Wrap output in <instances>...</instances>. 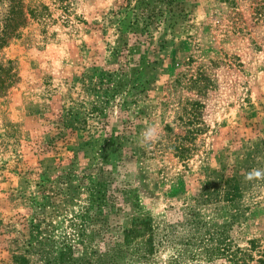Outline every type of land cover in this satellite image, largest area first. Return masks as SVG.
<instances>
[{
    "label": "rangeland",
    "instance_id": "374dc122",
    "mask_svg": "<svg viewBox=\"0 0 264 264\" xmlns=\"http://www.w3.org/2000/svg\"><path fill=\"white\" fill-rule=\"evenodd\" d=\"M37 1L49 6L54 20L45 29L30 23L0 53L13 60L17 73L0 94V264H15L11 250L21 245L24 219L40 214L62 225L77 207L69 200L45 207L32 201L39 195L40 171L73 172V185L84 174L110 175L101 155L105 131L118 127L116 111L100 129L90 114L89 76L123 41L132 59L148 60V80L131 106L134 124L118 165L128 181L138 183L139 205L160 225L171 219L170 205L189 208L208 227L225 230L233 243L247 246L256 239L264 247V0H173L170 11L164 1L146 0L163 12L139 38L128 26L133 11L125 8L133 0H70L68 12L53 0ZM200 71L206 79L198 84L211 83L203 92L190 80ZM184 110L195 114L191 122ZM61 114L75 128L64 127ZM181 116L187 126L203 128L186 161L162 147L169 141L164 125L178 130ZM218 176L240 182L244 209L236 218L229 203L199 198L201 182ZM194 248L170 243L159 256L166 260L176 250L188 256ZM28 264L41 261L33 256ZM182 264L229 263L188 256Z\"/></svg>",
    "mask_w": 264,
    "mask_h": 264
},
{
    "label": "trees",
    "instance_id": "16d2710c",
    "mask_svg": "<svg viewBox=\"0 0 264 264\" xmlns=\"http://www.w3.org/2000/svg\"><path fill=\"white\" fill-rule=\"evenodd\" d=\"M160 1L170 6L167 7L170 11L173 0ZM53 2L64 12H68L71 4L70 0ZM125 8L133 11L128 26L136 38L149 34V26L159 23L155 17L163 12L146 0L127 1ZM63 16V19L68 18ZM53 20L49 6L43 2L0 0V53L12 40L19 38L21 30L30 23L37 22L45 29ZM139 24V31H134ZM147 66L148 60L143 57L132 59L128 43L123 41L110 51L108 59L95 70V74L89 76L90 89L94 91L90 114L96 118L100 129L108 122V116H113L116 111L114 117L118 127L105 131L107 136L104 137L101 155V161L111 169L110 175L107 179H96L89 173L84 174L83 179L73 185L69 182L73 172L69 174L61 170V173L50 176L40 171L36 181L40 187L39 195L32 201L45 207L69 200L74 201L77 207L71 215L63 217L62 225L40 214L24 219L25 231H21L17 238L21 245L11 250L13 263L28 264L33 256H37L41 264H182L189 256L192 260L206 263L222 258L229 264H264V247L256 239H250L247 246H240L233 243L225 230L208 227L191 209L181 211L171 205V219L160 225L139 205L135 191L138 183L128 181L126 173L118 169V165L123 159L125 143L130 141L126 132L134 124L131 106L136 103V96L144 91L148 80ZM202 72L193 79L190 77L193 88L198 92L205 91L211 84L207 87L198 84L206 79ZM16 78L13 60L0 56V94ZM192 105H199V101L192 102ZM67 114L72 113L69 111ZM184 115L188 122L195 116L185 110ZM182 116L180 120L183 123L178 130L169 123L164 125L169 141L162 147L172 150L181 161H186L196 149L195 140L203 128L195 123L187 126ZM61 117L64 127L75 128L73 119L67 117L65 120L64 114ZM200 189L198 195L203 203L224 201L233 208L232 217L242 214V190L236 177L207 179L201 182ZM112 227H115L114 231H110ZM170 243L195 248L188 256L176 250L162 260L160 248Z\"/></svg>",
    "mask_w": 264,
    "mask_h": 264
},
{
    "label": "clouds",
    "instance_id": "9594fccd",
    "mask_svg": "<svg viewBox=\"0 0 264 264\" xmlns=\"http://www.w3.org/2000/svg\"><path fill=\"white\" fill-rule=\"evenodd\" d=\"M255 175L259 176V175H260V173H259V172H256V173H255Z\"/></svg>",
    "mask_w": 264,
    "mask_h": 264
}]
</instances>
